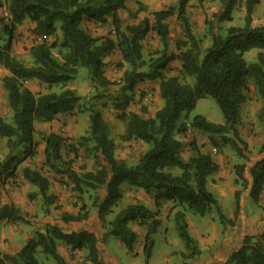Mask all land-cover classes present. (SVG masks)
Returning <instances> with one entry per match:
<instances>
[{"label":"trees","instance_id":"1","mask_svg":"<svg viewBox=\"0 0 264 264\" xmlns=\"http://www.w3.org/2000/svg\"><path fill=\"white\" fill-rule=\"evenodd\" d=\"M190 0H177L176 5L165 10L153 12L152 21L147 18L136 26H124L118 12L125 9V0H6V8L11 17L9 26L4 25L7 40L0 46V65L9 76L2 79V86L7 92V100L12 111L11 122L0 118V138L12 143L11 151H21L22 157H29L33 149L35 122H51L58 115L70 114L78 106L81 97L73 90L62 89L51 92L54 86H65L74 81L79 68L89 70L92 81L101 87L110 85L103 76L102 60L113 50L118 49L127 64L121 77L119 87L120 102L114 109L117 116L126 121V133L123 141H138L147 146L135 164L119 161L114 156L115 147L107 137V126L99 111L94 108L89 114L88 140L93 141L89 148L95 157L99 156L104 167L95 172L77 173L71 169L73 160H63L60 149L61 135L49 133L43 138V164L52 172L66 176L71 183V192L78 196L82 206L77 214L63 213L60 220L67 224L79 223L87 219L82 195L85 191L104 190L103 198L95 195L92 206L96 209V219L106 229V235L117 238L128 252H133L137 234L130 228L131 224L144 227L142 253L145 262L150 257L154 245L153 236L161 225L157 218L166 203L184 207L193 215L204 217L213 207L223 227L233 226L240 209L239 192L234 194L233 218L226 219L212 193L207 190V179L217 171L218 165L209 155L198 154L185 160L182 158L183 144L175 135H184L187 127L209 135H219L223 143L231 142L239 156L245 153L246 144L239 137L240 107L246 100L249 82L253 84L256 94L264 99V26L252 27V9L258 0H245V16L242 26L221 27L223 22H231V12L237 0H217L222 10L205 21L210 45L201 46V38L193 32V26L186 14ZM176 16L182 28V36L175 41L174 51L170 48V29L168 19ZM136 15L131 14V18ZM34 24L31 33L43 38L54 37L59 24L60 41L51 43L43 41L30 47L32 65L25 66L10 55L13 31L23 21ZM83 20L111 25L115 40L110 37L93 38L82 28ZM109 20V22H108ZM150 33H154L161 49L156 50L145 60L142 55L143 42ZM59 49V57L52 54ZM257 50L256 60L247 63L244 53ZM178 60L181 65L180 76H164L169 71V64ZM123 64H119L122 68ZM186 77L195 79L194 86L184 83ZM159 81V97L163 100L161 109L151 118L136 113H125L131 94L138 82ZM38 81L48 87L46 93H33L23 83ZM211 97L219 107L223 123L207 121L203 116H194L188 124H179L181 116L185 120L195 108L198 100ZM142 114L145 112L143 108ZM264 125V122H263ZM211 143L215 145L213 138ZM194 151L195 147L191 146ZM71 151L76 155L73 146ZM264 152V139L261 146ZM250 168L251 178L248 197L255 203L264 186V154ZM21 159L12 156L4 165L3 171H13ZM177 169L178 174L172 170ZM244 164L235 168L238 179L244 182ZM21 177L36 188L29 196H40L46 204L53 203L48 196V179L37 171L24 167ZM142 190L151 200L156 212L142 204H130L112 214L121 199L120 186ZM248 184V183H247ZM68 187V183L64 184ZM22 220L19 209L4 204L0 207V221ZM174 222L185 248L190 253L183 258L193 259L200 254L194 238L188 230L184 211L174 214ZM64 244L71 251L85 253L82 264H106L97 248V238L91 232L81 230L64 233L57 225H49L43 232L36 231L33 237L14 255H1L0 264H42L37 255L50 257L55 264H65L57 246ZM222 264H264V230L254 235H244L238 248L233 250Z\"/></svg>","mask_w":264,"mask_h":264},{"label":"rangeland","instance_id":"2","mask_svg":"<svg viewBox=\"0 0 264 264\" xmlns=\"http://www.w3.org/2000/svg\"><path fill=\"white\" fill-rule=\"evenodd\" d=\"M127 7L120 13L121 20L123 22V25L125 26H136L138 25L141 20L144 18L149 19L152 21L151 14L156 11L165 10L168 7L174 6L177 3V0H125ZM1 10V8H0ZM222 10L221 4L217 0H190L188 3V6L186 8V14L189 19H192V26H193V32L198 35L201 34L203 31V36L206 31L205 21L211 20L213 16L220 13ZM134 14L136 15L135 18H131L130 15ZM201 15V19L199 16ZM232 20L231 22H223L221 23V27L223 29H226L230 26H242L244 23V16H245V0H237L235 3L233 10L231 12ZM198 17V18H197ZM202 20V22L193 23V21ZM1 20L3 22V26H9L10 20H7L2 17L1 14ZM251 26L252 27H259L264 26V0H259L257 4L253 6L252 14H251ZM29 23V21H27ZM168 25L170 29V48L172 51H174V42L179 40L182 36V28L180 26L179 21L176 19V16H172L168 19ZM106 25V24H105ZM57 27H59V24H57ZM113 30V29H112ZM31 32V29H29ZM35 36V35H34ZM6 36L3 35V38ZM37 37V36H36ZM33 37L29 40L28 44L25 45L24 50L27 51V54L24 55L23 53H19V56H27V59L24 58L22 60V64L25 63V61L31 60V56L29 53V49L31 46L41 43L43 41H46L47 43H51L54 40H57L56 36L54 37H47L42 38L39 37L36 38ZM200 37V36H198ZM61 39V35L59 37ZM201 38V37H200ZM206 38V37H204ZM59 39V40H60ZM19 45L23 43L22 40L19 41ZM203 39L201 38V46H202ZM2 42L0 41V44ZM5 44V43H4ZM1 45V46H4ZM27 48V49H26ZM161 45L155 39L154 37H149L146 40V43H143V58L145 60H148L149 57L154 53L156 50H160ZM19 49H17L18 51ZM22 51V50H20ZM19 51V52H20ZM23 52V51H22ZM59 49H53L52 54L60 59L59 57ZM10 53H12V50L10 49ZM258 51L257 50H251L249 52L244 53L243 57L247 63H252L256 60V55ZM20 62V61H19ZM184 83L189 84L190 86H194L195 79L193 77H186L183 80ZM24 84V83H23ZM27 82L24 84L26 86ZM119 87L120 84L115 82H111L110 85L106 87H101L97 81H92L91 76L89 74V70L86 68H79L77 77L74 81L67 83L64 87L63 86H54L50 89L51 92H59L62 89H70L73 90L77 95L81 97V100L78 103L77 108L74 110V114L76 116V120L74 122L73 129L75 130V135H69L68 131L66 130L64 120L60 121V134L63 139L62 147L60 149V157L63 160H73L71 169L74 170L77 173H83V172H95L97 170H100L104 167L103 162L99 156L95 157L91 152H89V148L93 146V141L88 140V132H89V114L92 108L95 107V102L98 99H103L104 97H107L111 107L114 108L115 104H119L120 102V95H119ZM4 89V88H3ZM5 90V89H4ZM41 93V92H38ZM246 100L244 103L241 104L240 107V130H244L245 133H248L252 138H255L256 136L262 135V139L258 143L257 147L255 148L254 152H250L247 149V143L246 149L244 150L245 153L241 156H239L231 142L223 143L222 137L219 135H209L207 133H203L201 131H195L191 129L190 127H187V132L184 135H175V138L179 139L181 143L183 144V150H182V158L186 159L188 153L196 155V153L209 155L211 159L216 163L217 159L221 161V164L218 165L217 171L212 174L208 179L207 183H209V189L215 190H227L228 186L230 185L232 188H237V191L239 192V200H240V209L238 212V215L242 208L247 212L253 210V214L259 215V218L253 219L254 228H258L257 224L259 225L258 229L264 228V203L254 202L250 198L244 197V190L247 189V180L246 178H250L249 175V168L255 163L258 158L257 157H263L261 156L262 150L261 146L264 139V99L260 98L253 87V84L249 82V88L246 93ZM6 102L7 95L5 98ZM153 103V101H152ZM107 105V103H105ZM8 106V107H7ZM145 109L146 106L142 105L141 110ZM117 111V110H116ZM78 114H82L83 116H77ZM119 115L118 112H111L110 118L118 120L116 131H119V129L124 124L123 120H120L117 116ZM200 115L203 116L207 121L212 123H223V116L222 113L217 106L215 100L211 97H206L204 99L198 100L196 102L195 108L188 114L187 120L184 119L183 116H181L179 120V124L185 123L188 124L191 119L196 116ZM12 117V111L9 108V105H1L0 107V118L6 122L10 123ZM210 138H213L215 141V145L211 143ZM43 141V138H40L38 136V139L33 141V149L32 154L29 157H22L21 151L19 152H13L11 151L12 143L9 142L5 138H0V165H4L5 162H7L12 156H16L19 159H21L20 163L18 165H15L14 170L12 171H3L2 167L0 168V207L5 203L3 200H6L11 198L15 199L18 202H22V198L25 197L24 193L26 191L25 185L21 181V169L24 168L25 165H28L29 169L33 171L39 172L41 175L46 177H53L52 179L55 181V185L62 187L65 183H68V187L71 188V183H69L66 176L56 174L49 170L44 164H43V152L39 150V146L41 145ZM115 142L118 140L115 139ZM121 144L117 145L115 144V150H114V156L117 160L126 162L128 164H135L137 160L139 159V155L144 153L147 146L141 142L138 141H129L125 142L123 139H121ZM71 146L76 151V155L74 156V153L71 151ZM191 146L195 147L194 151ZM37 149V150H36ZM244 164L245 169L243 171V180L238 179L235 173V168L239 165ZM173 174H178L179 171L177 169L172 170ZM206 183V184H207ZM5 184H8L11 188L10 191H7L3 186ZM30 186V185H29ZM33 188V189H32ZM35 190V191H34ZM36 192V188L33 186H30V189H28L27 192V199L29 201H34V199H30L29 196L31 194H34ZM101 193V192H100ZM99 194L98 192H92V191H85L82 195L83 202L85 209L83 213L86 211L89 215V209H87L88 203L90 204V209H95L92 206V202L94 200L95 195ZM234 194L233 196H228L225 200H222V210L220 207L221 212L224 211L222 214H228V211H234ZM69 198V197H68ZM39 202L37 203V208L40 209L38 205L41 203V211H45V208L49 206V204H46L45 200H43L41 197L38 199ZM69 203L73 210H75V214L78 213L79 208L82 206L81 201L78 199V196L76 194L70 196ZM131 203V201L128 198H124L122 200H119L117 205L112 208V214L106 216V220L112 219L113 215L117 213L120 209L127 206V204ZM219 204V203H218ZM12 205V203L8 204ZM51 205V204H50ZM166 206V207H165ZM164 207L166 208L163 213V218L166 222H163L162 226L157 230L156 234L153 236L154 239V245L151 250V254L147 262H145L144 255H141V264H147L150 262V264H192L194 261L195 264H215V257L213 255V252H215V245L212 247H209L207 245V237L212 234L209 230V233L205 236L204 234L201 236V240L203 242V246L206 247L203 249V252L199 255H196L193 259L183 258L180 253H184L185 256H187L190 253V250L185 248L184 242L182 238L179 235V232L177 230L176 224L174 222V214L181 210L187 213L188 217L187 219H192L194 221L199 220L201 222V217L197 215H193L185 210L184 207H178L171 203L165 204ZM51 207V206H50ZM55 210V209H54ZM96 210V209H95ZM47 215L51 214L49 210H47ZM74 214V215H75ZM167 214V216H166ZM237 215V218L234 221L233 226L227 225V229L231 230L235 227V223L237 224L236 228L238 229V236L239 238L243 239V236L241 235L243 232L245 233V228L247 220H249L247 215L246 217L239 219ZM45 216V215H44ZM41 214H25L22 216V220L20 223L28 225L27 231H30L35 234L38 230H44L46 226L51 225L50 223H43L40 221V219L44 218ZM61 215L56 214L55 216H52L54 219L53 221H56L60 219ZM185 218V215H184ZM205 218H207V221L210 225L211 221L213 222L218 221V215L216 212V209L213 207L206 215ZM233 218V214H232ZM100 223V222H99ZM219 224H221L219 222ZM39 225L40 227H37ZM54 225V224H53ZM222 225V224H221ZM249 225V224H248ZM250 226V225H249ZM254 235V234H253ZM115 237L110 236L109 240L105 244L108 248L109 253L113 254L118 262L120 264H127L129 259L126 254V250L122 249L118 246V244L115 241ZM204 239V240H203ZM240 239V240H242ZM238 243H234L232 248L235 250L238 248ZM0 243L4 247H9L11 244L8 240V238L3 239ZM21 244L24 245L25 242L21 241ZM7 248V249H9ZM199 248V247H198ZM1 255V254H0ZM4 255V253L2 254ZM167 258L168 260L165 261L164 259ZM37 259L42 264H53L54 261L46 256V255H37ZM55 264V263H54Z\"/></svg>","mask_w":264,"mask_h":264},{"label":"crops","instance_id":"3","mask_svg":"<svg viewBox=\"0 0 264 264\" xmlns=\"http://www.w3.org/2000/svg\"><path fill=\"white\" fill-rule=\"evenodd\" d=\"M259 1V0H258ZM2 6H6V0H0V8ZM127 7L126 5V1H125V8ZM123 10L118 12V16L121 19V15L120 13ZM201 17V15L199 16V18ZM198 18V17H197ZM201 19V18H200ZM197 20V21H193V23H198V22H202V20ZM191 23H192V19H190ZM109 22V20H108ZM34 24L32 23H28L27 20L23 21V23L21 25H18L15 30L13 31V38L11 41V50L12 53H10V55L12 57H14L16 60L22 62V60L24 58L27 59V56H19V53H23L24 55L27 54V51L24 50L25 45L28 44L29 40L34 36L29 29H33ZM57 31H56V38L58 41H60L59 37H60V31H59V27H57ZM81 28L91 37L93 38H104V37H110L111 39L115 40V36L113 35V30L111 25L108 23L107 25H101L99 23H93V22H88L87 20H83L81 23ZM3 35H5L6 37L3 38ZM154 37L155 39L156 36L154 33H150L147 38L149 37ZM197 36H200L203 39L202 42V47L205 49L210 45V40L208 37L204 38L203 36V31L201 34H198ZM42 37V36H39ZM38 38V36L36 37ZM43 38V37H42ZM50 38V37H49ZM143 43H146V40ZM7 40V35L6 32L4 30V26H3V22L1 20V10H0V41L2 42L0 44L3 45L4 43H6ZM22 40L23 43L19 45V41ZM158 41V39H157ZM159 42V41H158ZM17 49H19L17 51ZM27 49V48H26ZM22 50V51H20ZM20 51V52H19ZM142 55H143V51H142ZM103 63V76L106 78L107 81L111 82H115L120 84L121 86V77L123 72L127 69V64L124 63L120 52L118 49L113 50L109 55L105 56L102 60ZM25 66H31L32 65V59L25 61V63H23ZM119 64H123L122 68H119ZM169 71L167 73L164 74L165 78L166 77H170V76H175V77H179L180 76V70H181V65L180 62L178 60H174L169 64ZM9 76V72L0 65V107L1 105H7L8 101L6 102L5 98L7 95V92L3 89L2 86V79ZM159 86H160V82L159 81H149V80H145V81H141L138 82L131 94V100L129 102V105L126 107V109L124 110L125 113H136L138 115H143L145 118H151L156 111H158L159 109L162 108L163 106V100L159 97L158 91H159ZM26 87L32 91L33 93H46L48 92V87L46 84L38 82V81H28L26 84ZM153 101V103H152ZM107 103V105L105 104ZM144 105L146 106V111L142 114L141 112V106ZM8 107V106H7ZM95 110L99 111L101 114V118L103 120V122L105 123V125L107 126V137L108 140L111 144L113 145H117V142H119L118 144H121V139L122 136L126 133V121L124 122L125 125H123V128L121 127L119 129V131H116L117 128V123L119 122L118 120L115 119H111L110 115L111 112H118L120 114L119 111H116L114 108L111 107V104L108 100L107 97H104L103 99H98L95 102ZM83 116L82 114H78L77 116ZM76 116L74 114V111L70 114H62V115H58L54 118L53 121L51 122H35L34 123V135H33V141L36 140V138L38 139V136L40 138H44L46 135H48L49 133H53L56 135H61L60 134V121L64 120L65 123V127L66 130L68 131L69 135H75L76 132L73 129L74 127V122L76 120ZM222 124V123H219ZM238 133H239V137L245 142L247 143V149L250 152H254L255 148L257 147L258 143L260 142V140L262 139V135L256 136L255 138H252V136H250L248 133H245L244 130H240V126H238L237 128ZM117 139L118 141L115 142L114 140ZM44 141H42L41 145L39 146V150H41L43 152L44 150ZM37 150V149H36ZM143 154V153H142ZM141 154V155H142ZM264 154V152L261 154V156ZM139 155V156H141ZM194 156L193 152L192 153H188L187 155V159H189L190 157ZM258 160L261 159V157H257ZM184 159V158H183ZM217 165L221 164V161L219 159H217L216 161ZM254 164V163H253ZM24 167H29L28 165H25ZM21 177V176H20ZM46 177V176H45ZM48 179L49 182V186H48V190H47V195L48 196H52L53 197V203H51V205H49L48 207L45 208V211H41V203L40 205H38L40 207V209L37 208V203L39 202L38 199L40 198V196H37V199H35L34 201H29V199H27V192L28 189H30L29 184L21 177V181L22 183L25 185V197L22 198L24 200H22V202H18L15 199H7L5 198V200H3L5 203L4 204H10L12 203V205L19 209V212L21 213V216L25 215V214H41L42 216H44V218L40 219L41 222L47 224L50 223L51 225H57L64 233H70V232H78L81 230H86L88 232H91L95 235V237L97 238V248L98 251L100 253L101 259L106 263V264H120L117 260V258L109 253L107 246L105 245L107 243V241L109 240V237L112 235H106L104 236V234L106 233V229L101 226V223H99V221L96 219V210L95 209H90V204L88 203L87 209H89V215L87 217L86 220L79 222V223H75V222H70V223H63L60 219L53 221V217H56V214L58 215H62L63 213H68V214H75V210L72 209L70 203H69V198L72 195V192L70 190L69 187H65V185H63L62 187L56 186L55 185V181L52 179L53 177H46ZM247 180V189L244 190L243 194L244 197L247 199L249 198V190H250V184H251V178H246ZM207 190L213 194V196L215 197L216 201L219 203V206L221 207L222 210V200H225L228 196H233V193H235L237 191V188H232L230 185L228 186V189L225 191L223 190H219V189H209V183L206 184ZM3 188H5L7 191H10L11 188L9 187L8 184H5L3 186ZM33 189V188H32ZM120 190H121V199L124 198H128L131 203L127 204H142L145 205L146 207H148L149 209H151L153 212H156L152 200L142 191L130 186H127L126 184H122L120 186ZM35 191V190H34ZM101 192V193H100ZM105 192L104 190H100L99 194H97L100 198H103ZM74 195V193H73ZM69 197V198H68ZM264 203V186H263V190L261 192V195L259 197V203ZM167 204V203H166ZM51 206V207H50ZM165 206V205H164ZM163 206V207H164ZM166 207V206H165ZM55 209V210H54ZM166 208H161L159 211H157V218L161 221V225L162 226L163 222L165 221V217L163 218V213L165 211ZM50 211L51 214L47 215L48 211ZM222 213H224V211H222ZM232 214L233 211H228V214H223L225 216L226 219H232ZM185 215V220L188 226V230L189 233L191 234V236L194 238V240L196 241L200 253L203 252V249L206 248L203 246V242H202V238L201 236L204 234L205 236L207 235V233H209V230L211 231L212 234H210L207 237V245H209V247H212L215 245V252H213V255L215 257V264H222L225 262L226 258L230 255V253L234 250L232 248L233 244L238 243V239H242L239 238L238 236V229L236 228L237 224L235 223V227L232 228L231 230L223 227V225L219 224V220L218 221H211L210 225L207 221V218L201 217V222L199 220L194 221V220H190L187 219L188 215L187 213L184 212ZM247 215H249L246 224V228H245V233L243 232L241 235H253V234H258L260 232H262L264 230L263 229H258L259 225L257 224L258 228H254V224L253 219L259 218V215L253 214V210L252 211H245L242 206H241V210L240 213L238 215L239 219H242L244 217H246ZM167 216V214H166ZM187 216V217H186ZM253 225V226H252ZM28 225L26 224H22L20 223V221H7V220H2L0 221V242L3 239L8 238L9 242L11 244L10 248L9 247H4L2 245V243H0V254L2 255L7 254V255H14L16 254L24 245L21 244V241L25 242L29 239H31L33 237V233L30 231H27ZM37 227H40L39 225H37ZM159 227V228H160ZM130 228L137 234V240L136 243L134 245V250L133 252H128L127 249L120 243V241L116 238L115 241L118 244L119 247H121L122 249L126 250V254L128 256V263L127 264H141V255H143L142 253V247H143V238H144V234H145V229L144 227L138 226L136 224H131ZM158 228V229H159ZM40 232H43V230H38ZM114 237V236H113ZM204 240V239H203ZM242 240L239 241V243H241ZM239 245V244H238ZM9 248V249H7ZM57 252L59 253V255L61 256V258L63 259L65 264H82L83 263V259L85 256V253L83 251H71L70 247H68L67 245L64 244H59L57 246ZM0 255V256H1ZM165 261H167L168 259L165 258ZM54 264V263H53ZM147 264H150V262H148ZM187 264V263H185ZM192 264H195L194 261L192 262Z\"/></svg>","mask_w":264,"mask_h":264},{"label":"built area","instance_id":"4","mask_svg":"<svg viewBox=\"0 0 264 264\" xmlns=\"http://www.w3.org/2000/svg\"><path fill=\"white\" fill-rule=\"evenodd\" d=\"M1 14H2V17L3 18H5V19H7V20H10L11 19V17H10V15H9V13H8V10H7V8H6V6H2L1 7ZM26 82H24V84H25Z\"/></svg>","mask_w":264,"mask_h":264}]
</instances>
